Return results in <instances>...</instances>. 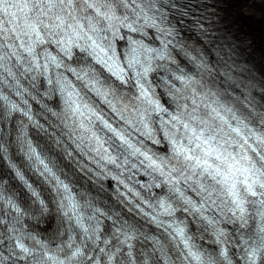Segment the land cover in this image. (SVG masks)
I'll return each mask as SVG.
<instances>
[{"label":"snow or ice","instance_id":"obj_1","mask_svg":"<svg viewBox=\"0 0 264 264\" xmlns=\"http://www.w3.org/2000/svg\"><path fill=\"white\" fill-rule=\"evenodd\" d=\"M176 7L171 0H0V160L24 180L21 167L10 155V149L16 146L28 166L54 185L60 197L57 203L67 209L63 215L79 230L74 236L66 235V242L53 248L26 236L16 228L18 219L11 216L22 210L12 195H6V179L0 177V202L7 205L0 206V245L8 241L7 255L0 251V264H264V112L256 111L254 98L246 97L252 110L248 117L238 115L233 107L221 102L219 93L205 91L204 73L215 85L213 73L218 69L205 63L201 55L188 57L195 67L192 74L178 65L172 57L178 33L162 26L168 21L169 10ZM148 28L162 37L159 47L132 40L131 54L122 59L114 43L116 39H128L122 30L143 33ZM48 45H55L62 58L51 55ZM74 54L99 65L119 82V87L131 83L135 92L121 93L117 85L101 79L93 64L79 72L70 68L64 59L70 60ZM154 61H167L176 67L154 65ZM50 66L52 72L63 67L76 80L85 81L82 87L101 97L118 120L106 118L66 77L49 74L45 95L56 98L55 108L44 106L56 120L55 124L46 121L53 129L49 133L33 118L25 96L35 99L29 89L38 91V83ZM159 69L165 75L158 79L161 86L170 89L167 95L174 106L160 103L149 79ZM161 113L168 116L164 121L168 126L165 138L171 145V155L167 157L142 151L143 137L154 136L152 116L159 118ZM29 126L48 133L56 145H63L61 137H67L72 146V151L65 146L69 157L74 151L101 167L103 161L117 168L120 161L128 165L135 157L140 166L151 170L149 175L158 173L163 178L161 184L141 187L170 185L168 196L156 199L155 204L143 202L172 218L164 228L169 239L150 234L143 225L119 214L113 220L90 202L82 207L69 184L57 175L60 169L56 161L44 146L33 143L27 132ZM56 129L61 130L60 135ZM134 132L141 137L135 142ZM27 187L31 189V185ZM185 189L192 195H186ZM32 195L38 198L39 194L33 190ZM39 203L43 205L44 201ZM209 210L215 215H206ZM177 212L190 214L192 226L199 231L211 232L217 247L208 251L197 245L189 222L178 219ZM144 215L164 227L156 215ZM102 218L111 223L103 225ZM196 220L200 221L198 226ZM26 239L33 245L29 246Z\"/></svg>","mask_w":264,"mask_h":264},{"label":"bare ground","instance_id":"obj_2","mask_svg":"<svg viewBox=\"0 0 264 264\" xmlns=\"http://www.w3.org/2000/svg\"><path fill=\"white\" fill-rule=\"evenodd\" d=\"M179 6L182 10H169L168 21L162 25L172 27L170 23L173 22L174 18L178 16L182 17L181 20L183 23L181 25L179 24L178 29L173 28L176 33H178L176 36L178 44L176 50L172 52V56L178 65L192 74L195 72V67L190 65V63L193 64V61L188 57L201 55L205 63L214 65L215 68L218 69V73H213L215 76V85H213L212 80L208 79V74L204 73V79L207 83L205 91L210 89L213 92L219 93L221 102L227 106L233 107L238 115L248 117L252 110V104L247 102L246 97L254 98L256 111L264 112V2H261V0H181ZM189 14H195L196 17H201V19H197L195 22L188 21L186 16ZM140 37L146 38L145 36ZM181 46L183 47L181 48ZM170 67L175 69L176 65L171 64ZM257 73L258 75L256 76ZM200 78V76H197V79ZM238 80H242L241 82L244 84V87L247 88V92H240L235 88L230 89L233 84H239ZM174 83L177 84V87H181L179 82L174 81ZM26 84L27 83H24V86H26ZM169 90L170 89L167 87H164V93L166 95L164 107H169L175 103L173 99L167 95ZM29 91L32 93V96L35 97L34 107L31 110L33 118L39 123H46L45 128H49L46 121L50 120L51 115L46 109L41 108L43 104L50 108L51 104L46 103V101L41 104L40 98V96H48L45 95V92H43V89L39 86L38 91H33L32 89H29ZM26 97L32 99L29 96ZM87 101L97 109L100 108L94 100ZM51 108H53V106ZM169 110H171V108ZM24 119L27 122L26 118ZM51 122L55 124L56 120H52ZM49 129L53 130L52 128ZM55 131L57 135H60V129H56ZM36 134L42 135L44 131L37 130ZM45 142L47 143V150L48 147H51V151H48L49 153L58 155V153L61 152L52 137L47 138ZM48 152L47 154H49ZM17 153L18 150L16 146L10 149V155L16 164L18 163V158L16 157ZM92 165L93 164L86 165V168ZM10 171L12 170L8 168L7 164L3 160H0V177L6 179V195H12L15 203L22 210L21 213H11V216H16L19 221L16 224V228L24 232L26 236L30 235L40 240L49 248H53L56 245V241L51 240L57 236L59 237L63 232L77 234L79 230L75 227L74 223L69 222L68 218L63 215V212L67 211V209L60 210V208L53 205L49 208V213H47L49 209L45 211L35 210L38 205V199L41 198L43 194L36 190L35 192L39 195L38 198L34 197L32 195L33 190L27 187V185H30L29 179L24 177V180H20L18 177L9 176L8 174L5 176V173ZM28 173L31 174L30 170ZM149 176H154V173ZM82 181L83 179H80L79 183L71 187L72 190L75 189V196L79 203L82 204L91 200L92 196L96 198L99 197L96 204L92 206L112 216L113 220L116 219L115 214H119L120 217L129 222L143 225L144 230H150L151 227L155 229L154 226H157L156 223L151 221L150 216H145L144 213L147 210V212L156 215L158 219V217L160 218V209H149V207L146 206L143 211L136 210V203L127 205L126 194H120L116 200L111 191L110 183L106 185L101 183L87 185L81 184ZM162 181L163 178L157 175L156 180L150 179L147 184H161ZM129 184L132 187L137 186V184L132 181H130ZM167 186L168 185H165L161 188H146L147 192L156 195V197L154 196L153 198L152 196L150 199L153 198L152 201L156 202V199L165 198L166 193H164V188ZM115 193L116 191L114 194ZM95 197H93V200L96 199ZM117 201L121 205L127 206L124 208L117 207L115 206ZM132 201L135 202V198ZM0 206L3 208L7 207L4 202H0ZM37 207H39V205ZM84 213L85 215L88 214L86 208L84 209ZM54 214L58 216L53 217ZM176 217L178 219H187L189 222L190 234L197 239L198 245L203 246V248L208 251L214 250L212 243L208 246L206 242V239L212 236L211 232L206 234L199 231L198 227H193L191 217L188 215L186 216V214L182 212H177ZM5 219H10V217H6ZM171 220L172 218L161 222H163V224L171 223ZM102 222L105 226L111 223V221L104 218H102ZM196 225L198 226L197 223ZM2 232L3 228H0V233ZM147 232L149 233V231ZM150 234L163 236L164 231H153ZM25 242L29 246L33 245L31 239H26ZM7 244L8 241H5L3 245H0V251H3L5 255H7ZM36 247L39 248V245H36Z\"/></svg>","mask_w":264,"mask_h":264}]
</instances>
